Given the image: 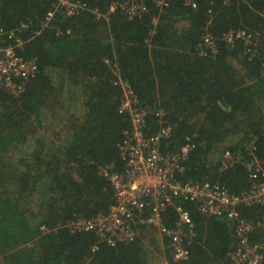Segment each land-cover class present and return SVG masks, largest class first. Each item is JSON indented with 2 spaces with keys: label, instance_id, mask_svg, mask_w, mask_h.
<instances>
[{
  "label": "trees",
  "instance_id": "1",
  "mask_svg": "<svg viewBox=\"0 0 264 264\" xmlns=\"http://www.w3.org/2000/svg\"><path fill=\"white\" fill-rule=\"evenodd\" d=\"M75 1L87 11L57 13L45 25L52 0H0V31H19L23 45L15 52L37 68L19 95L0 89V264H149L154 250L166 264H230L231 222L182 200L175 203L195 232L185 240V260L174 261L168 239L152 227L114 246L74 227L107 216L115 203L100 167L124 171L119 146L131 124L118 111L114 68L149 111L146 136L158 130L156 110L165 112L172 131L162 152L188 139L194 145L181 183L218 184L234 196L249 191L250 141L264 167V0H196V8L144 0L146 11L131 20L120 7L126 0ZM240 30L257 42L252 58L242 41L224 40ZM207 34L217 53L202 57ZM226 151L238 162L223 168ZM237 211L253 227L250 243L264 244V206ZM161 215L167 228L177 220L171 207Z\"/></svg>",
  "mask_w": 264,
  "mask_h": 264
},
{
  "label": "built area",
  "instance_id": "2",
  "mask_svg": "<svg viewBox=\"0 0 264 264\" xmlns=\"http://www.w3.org/2000/svg\"><path fill=\"white\" fill-rule=\"evenodd\" d=\"M162 5L163 1L157 2V7ZM184 5L196 8V0H184ZM120 7L129 20L146 11L144 0H126ZM115 9L116 6L112 5L110 12ZM84 11H87V6L82 2L52 0L44 24L52 20L57 13L71 17ZM152 22L155 23L156 20ZM224 40L229 45H233L237 40L242 41L250 54L249 58L256 52L257 42L246 31L229 33ZM22 45L19 31H0V89L15 96L23 91L24 80L33 78L37 70L33 60L23 59L16 54L15 50ZM198 53L202 57L214 56L217 53V46L211 35L207 34L201 38ZM261 71L264 73V54ZM113 72L116 74L114 85L122 91L118 111L127 115L131 124L130 130L123 133L124 138L119 146L124 171L117 172L112 166L100 167L99 174L112 187L115 203L107 216L81 222L74 229L79 232L93 231L99 240L114 246L117 243L134 241L139 236L140 227H152L159 236L168 239L172 259L185 260L188 257L185 240L192 239L195 232L189 212L175 203V200H182L194 205L203 215L225 217L231 222L236 251L229 255L230 264H258L264 253V244L250 243L249 236L253 227L250 222L243 220L237 211L240 205L264 206V167L252 154L253 142L250 141L246 145L251 158L244 164L252 182L248 192L234 196L229 195L218 184L181 183L178 175L183 172V164L194 145L188 139L187 144L178 151L162 152L161 145L169 139L172 131L171 125L166 121L165 112L156 110L158 130L146 136V117L149 111L139 105L131 87L117 75L115 68ZM235 162H238V158L226 151L222 167L227 168ZM168 207L173 208L177 216L171 228L162 224V210Z\"/></svg>",
  "mask_w": 264,
  "mask_h": 264
},
{
  "label": "rangeland",
  "instance_id": "3",
  "mask_svg": "<svg viewBox=\"0 0 264 264\" xmlns=\"http://www.w3.org/2000/svg\"><path fill=\"white\" fill-rule=\"evenodd\" d=\"M153 252H154L153 253V258H152L153 261H151V262H153L155 264H162V262L165 263V261L163 260L164 258H161V256L159 255V253L156 252V250H154ZM163 252H164V250H163Z\"/></svg>",
  "mask_w": 264,
  "mask_h": 264
},
{
  "label": "clouds",
  "instance_id": "4",
  "mask_svg": "<svg viewBox=\"0 0 264 264\" xmlns=\"http://www.w3.org/2000/svg\"><path fill=\"white\" fill-rule=\"evenodd\" d=\"M157 235H158V234H157ZM158 238H160V240H161L163 237H161V236L158 235ZM165 238H166V237H165ZM161 245H162V244H161ZM162 248L164 249V247H162Z\"/></svg>",
  "mask_w": 264,
  "mask_h": 264
},
{
  "label": "crops",
  "instance_id": "5",
  "mask_svg": "<svg viewBox=\"0 0 264 264\" xmlns=\"http://www.w3.org/2000/svg\"><path fill=\"white\" fill-rule=\"evenodd\" d=\"M163 260H164V259H163ZM164 261H165V260H164ZM162 264H166V262H165V263L162 262Z\"/></svg>",
  "mask_w": 264,
  "mask_h": 264
}]
</instances>
